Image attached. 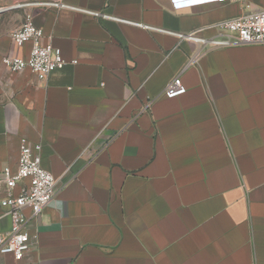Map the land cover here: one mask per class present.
I'll use <instances>...</instances> for the list:
<instances>
[{
  "label": "crops",
  "instance_id": "crops-1",
  "mask_svg": "<svg viewBox=\"0 0 264 264\" xmlns=\"http://www.w3.org/2000/svg\"><path fill=\"white\" fill-rule=\"evenodd\" d=\"M48 2L69 8L30 5ZM261 9L264 0L0 2V173L16 171L26 138L59 183L22 264H264V45L208 51L189 67L198 47L177 36L212 38ZM27 15L67 63L45 83L2 63L29 56L12 37ZM178 76L187 93L167 99ZM14 223L0 206V233Z\"/></svg>",
  "mask_w": 264,
  "mask_h": 264
},
{
  "label": "built area",
  "instance_id": "built-area-1",
  "mask_svg": "<svg viewBox=\"0 0 264 264\" xmlns=\"http://www.w3.org/2000/svg\"><path fill=\"white\" fill-rule=\"evenodd\" d=\"M229 2L232 0H217ZM39 7L69 8L57 2L30 4ZM96 17L117 20L109 15L92 13ZM151 30V27H145ZM219 33L212 38H205L199 32L179 34L180 39L198 47L190 59L188 66L199 62L200 57L208 51L227 48L233 45L252 46L264 45V9L249 13L243 17L223 21L217 25ZM13 40L18 47L30 45L27 58L6 57L3 65L13 73L31 72L39 82L45 83L48 77L57 70H62L67 63L60 49L50 42H45L44 33L34 23L33 15H27L24 24L13 33ZM187 88L180 76L170 81L164 91L167 99H175L185 95ZM21 152L16 171L6 167L0 173V186H5L1 193L0 206L7 215L15 220L12 230L7 234L0 233V255H13L17 264H22L25 255L31 250L36 239L28 232L32 221L38 220L44 210L56 200L58 181L46 172L41 165L40 146L32 145L28 139H21ZM21 188L19 194L15 190ZM31 210V216L24 215L25 210Z\"/></svg>",
  "mask_w": 264,
  "mask_h": 264
},
{
  "label": "rangeland",
  "instance_id": "rangeland-1",
  "mask_svg": "<svg viewBox=\"0 0 264 264\" xmlns=\"http://www.w3.org/2000/svg\"><path fill=\"white\" fill-rule=\"evenodd\" d=\"M1 3H7L9 0H0Z\"/></svg>",
  "mask_w": 264,
  "mask_h": 264
}]
</instances>
